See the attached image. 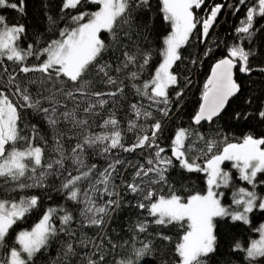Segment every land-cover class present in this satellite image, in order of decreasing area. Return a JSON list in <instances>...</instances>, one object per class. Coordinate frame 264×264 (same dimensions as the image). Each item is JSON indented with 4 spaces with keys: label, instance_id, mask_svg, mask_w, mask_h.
<instances>
[{
    "label": "snow or ice",
    "instance_id": "snow-or-ice-1",
    "mask_svg": "<svg viewBox=\"0 0 264 264\" xmlns=\"http://www.w3.org/2000/svg\"><path fill=\"white\" fill-rule=\"evenodd\" d=\"M87 2L98 5V9L70 16L71 23L59 32V38L50 40L41 48H34L33 44L22 47V37L27 35L25 25L8 24L6 17L0 15V178L6 185L14 184L5 192L42 188L48 177H59L58 191L79 206L81 218L74 228L72 225L77 218L71 210L64 206L47 207L39 222L30 230L15 234V245H11L10 230L18 221L26 219L41 207L42 197L23 195L19 199L0 198V250L3 252L0 264H34L38 254L61 233L67 240L55 264H70L71 259L77 256H80L81 264H102L105 259L104 237L101 236L98 243L82 229L103 228L120 207L121 197L115 180L122 175L120 169L125 166H131L135 171L131 182L121 180V184L138 197L135 206L146 210L147 216L152 218L138 221L135 230L147 233L150 224L164 227L179 225L185 231L175 245L178 264H208L207 258L218 250V218L250 224V214L264 210V196L255 191L257 176L264 173V136L246 134L239 142H225L222 149L214 151L217 146L215 140H205L202 133L180 127L170 138L171 154L168 155L160 143L163 133L161 120L152 124L147 121L153 118V111L149 109L158 111L163 117L169 116L172 107L170 89L179 83L178 75L172 69L181 60L180 50L187 44L198 23L202 24V35L207 38L224 5L216 4L206 18L198 20L193 8H200L204 0H161L163 19L170 23L171 32L164 40L162 60L154 72L142 82L129 85L140 100L129 106L135 118L128 121L127 131L136 135L133 142L126 145L115 111L119 104L116 98L124 96V82L110 75L112 66L102 62V59L105 52L118 45L123 59L115 71L136 65L139 60L138 71L128 76L131 81L139 79L150 63L151 53L141 51L137 40L133 39L135 33H131L130 29L137 10L149 8L150 0ZM245 2L239 0L240 4ZM81 3L82 0H64L62 10L75 9ZM23 4L24 0H19V3L0 0V7H10L20 13L24 12ZM256 17H264V0H257L247 8L245 19L235 29L237 40L228 48L227 54L213 65L203 86L199 108L192 117L195 125L219 119L230 99L241 91L234 71L238 64L241 73L250 74L253 71L249 61L254 53L244 46V42L251 41L254 35ZM124 25H129V30L123 31L121 36L118 29H123ZM101 31L110 34L114 45L100 38ZM124 39L129 43L124 44ZM210 51H206L205 55ZM30 57L38 63H28ZM6 61L12 62L13 66L10 67ZM259 71L264 72V68ZM91 73L100 77L101 83L110 86L109 90H93V81L86 79ZM66 82H71L73 87L66 88ZM182 95L183 89L175 93L177 99ZM144 100L148 101L147 106ZM106 108L107 116L101 124L103 130L96 132L93 130V118L100 115L97 109ZM21 109H30L52 129L51 144L37 125L21 126ZM250 115L236 112L234 118L246 120ZM258 115L264 119V110H260ZM141 120L145 123H138ZM61 121L70 127L61 130L58 127ZM193 139L205 140L206 150L200 149V155H189L192 144L186 146V142ZM65 142H68V148H65ZM21 143L23 147H18ZM89 149L105 158V167L98 169L96 164L86 163ZM117 149L129 154L139 149L149 154L144 157V163L118 157L109 159L113 150ZM201 156L203 164L197 162ZM225 161L232 162L240 179L252 185V190L241 187L234 191L231 205L221 202L224 193L218 191L221 187H228L232 179L230 173L222 168ZM176 164L187 172L205 173L206 193L178 194V190L168 184V172ZM159 184L168 185L167 195L159 194L154 187ZM104 196L109 199L103 200ZM98 200L101 202L98 203ZM256 231L260 233L259 239L251 240L247 247L236 241L231 248L233 253H244L243 259L247 264H256L259 258H264V224ZM158 236L165 241L171 239L162 233ZM132 240V254L115 264H138L150 251L151 240L141 241L140 247H136L137 236L134 235ZM89 247V252L82 255L78 252V249ZM115 247L113 245V249ZM97 253L98 258H94Z\"/></svg>",
    "mask_w": 264,
    "mask_h": 264
},
{
    "label": "trees",
    "instance_id": "trees-1",
    "mask_svg": "<svg viewBox=\"0 0 264 264\" xmlns=\"http://www.w3.org/2000/svg\"><path fill=\"white\" fill-rule=\"evenodd\" d=\"M9 2L19 3V0H9ZM63 2L64 0H24L23 13L10 7H0V12L5 15L8 24L25 25L27 35L22 37V47L33 44L34 48H41L46 46L50 40L59 38V32L71 23L70 16L76 15L84 10L95 11L98 9V5L88 3L87 0H82L81 5H78L77 8L62 10ZM215 2L223 4L224 7L223 13H221L213 27L212 34L202 43L201 24L198 23L189 41L180 50L181 60L177 61L173 66L172 70L178 75L179 83L170 89L172 107L169 116L163 117L158 111L149 109L153 111V118H150L147 123L152 124L155 120H161L163 124L160 143L161 146L166 148V154L168 155L171 154L170 138L174 136L175 131L180 127L192 128L194 131L200 129L204 132L200 133L204 135L205 140H215L217 142L214 151L222 149L225 142H239L246 134H252L255 137L264 136V119H261L258 115L260 110H264V72L259 71L260 68H264V17H257L255 19L254 35L251 41L244 42V46L250 48L254 53L250 57L249 65L250 68L256 71L250 74L241 73L238 64L236 68V79L241 84V91L230 101L221 117L212 124L210 123V125L203 123L198 128L192 122V117L199 108L203 86L210 75L213 64L223 58L228 48L237 40L238 34L235 29L241 25V21L246 17V12L241 8L244 4H240L239 0H216ZM216 3L213 4L212 0H205L203 7L198 9L193 8L195 17L198 20H203L206 11L209 12L211 7ZM135 17L130 29L131 33H135L133 39L137 40L138 47L141 51L146 50L151 53L150 63L140 74L137 81H131L128 76L129 73L138 71V65L141 61L138 60L136 65H129L127 68H122L119 72L115 71L119 61L123 59L122 50L118 45H114L108 32L101 31L100 33V38L105 43L114 45L109 51L103 54L102 62H107L112 66L110 75L116 77L118 80H122L125 86L124 96L116 98L119 104L115 111L117 119L120 121V128L124 135V143L126 145L133 142L136 135L135 132L127 131L128 121L135 118L129 106L140 100L135 94L134 89L129 85L133 82H142L154 72L162 60L164 40L171 32L170 23L163 19L161 0H150V7L138 9ZM86 20L87 17H85ZM127 30H129V25H124L123 29H118V32L122 36L123 31ZM145 36L147 37L146 39H144ZM123 43L128 44L129 41L124 39ZM209 49L211 51L208 55H205V52ZM6 63L10 67L13 66L12 62L6 61ZM28 63H38V61L30 57ZM86 79L93 81V90L108 91L110 88V86L101 83V78L96 76L95 73H91ZM187 81H190V83H187ZM65 87L72 88L73 85L71 82H66ZM180 89H183V95L177 99L175 93L180 91ZM143 103L147 106L148 101L144 100ZM68 107H71V105H68ZM63 110L62 108L61 111ZM97 111L100 112V115L93 118V130L100 132L103 130L101 124L107 116L108 108L104 110L97 109ZM236 112L250 113L251 115L246 120H237L234 118ZM21 116L22 127L25 125H37L41 130V134L51 144L53 131L42 118L38 117L30 109H21ZM138 123H145V121L141 120ZM58 127L63 130L65 127H70V125H66L64 121H61ZM27 130L26 128L25 131ZM225 137L227 141H225ZM205 140L193 139L187 141L186 146L189 143L192 144V150L189 155L197 156L200 155V149L206 150ZM18 147H23V144H19ZM68 147V142H65V148ZM148 154V151L142 152L139 149L131 154L117 149L113 150L109 159L118 157L123 160L144 163V157ZM45 156H48L47 149L45 150ZM197 162L203 164V156ZM86 163L89 165L96 164L98 169L106 166L105 158L94 154L91 149L88 150ZM222 168L228 171L232 177L229 186L223 187V191L225 192L223 203L225 205H231L232 193L234 191L241 187L252 190V185L240 179L238 170L232 167V162L225 161ZM120 170L122 175L115 180L118 186L117 191L121 197L120 207L112 214L103 228L84 227L82 229L83 232L95 239L98 243L101 236L104 237L105 259L102 264H115L117 260L131 255L132 238L134 235L137 236L136 247L141 246V241H152L150 251L138 264H178L175 245L184 234L185 228L176 224L168 225L167 227L150 224L147 233H138L135 230L136 223L145 218L149 220L152 218L147 216L146 210H141L135 206L138 197L130 193L126 186L121 184V180L131 182L135 169L131 166H125ZM261 181H264V173L258 174L255 188V191L259 195L264 196V183H260ZM168 184L177 189L178 194L182 196L196 192L204 194L207 191L205 173L187 172L180 169L178 164L169 170ZM9 187H14V184L6 185L4 184L3 178H0V198L19 199L23 195H39L42 197L41 207L34 210L26 219L18 221L13 226V229L10 230L9 239L11 240V245H15V234L21 230L31 229L39 221L43 210L47 207L64 206L71 210L77 218L72 225L74 228L81 221L79 217V206L68 201L65 198V194L58 191L60 187L59 177H48L45 186L42 188L5 192V189ZM154 187L157 188L159 194L167 195L169 192L168 185L166 184H159ZM102 199L106 201L109 197L104 196ZM99 202L101 201L98 200ZM250 220V224H243L242 222L217 219L216 234L218 238V250L216 254L207 258L208 264H247L243 259L244 253H233L231 248L236 241L247 246L252 239L257 237L258 231L256 229L264 222V210L254 211L250 214ZM57 224H59L58 221ZM158 233L169 236L171 239L168 241L160 239ZM66 240L67 237L62 233L52 239L49 246L45 250H42V253L38 254V258L35 259L34 264H55L62 252V245ZM113 245H116L115 249H113ZM89 251H91L90 247L78 249L80 255ZM0 255H3L2 250L0 251ZM98 256L99 253L94 258H98ZM70 264H81L80 256L73 257ZM256 264H264V258H259Z\"/></svg>",
    "mask_w": 264,
    "mask_h": 264
},
{
    "label": "bare ground",
    "instance_id": "bare-ground-1",
    "mask_svg": "<svg viewBox=\"0 0 264 264\" xmlns=\"http://www.w3.org/2000/svg\"><path fill=\"white\" fill-rule=\"evenodd\" d=\"M215 1H216V0H212V3H213V4L216 3ZM255 3H257V0H247L246 3H245L244 5L241 6V8L244 9V12H247V8H248V7H251V6H252L253 4H255ZM204 4H205V0H204ZM204 4H203L201 7H203ZM216 4H220V3H216ZM216 4H215V5H216ZM215 5H213V6L211 7V9H212ZM210 11H211V10H210ZM210 11H209V12L206 11V15H205L204 18H206V17L208 16V14L210 13ZM221 13H223V10H222ZM221 13H220L219 16H218V19H219ZM256 18H257V17H256ZM218 19H217V20H218ZM212 32H213V28H212L211 31H209L207 37H209V36L212 34ZM201 36H202V43H203V39H204V37H203V35H202V24H201ZM205 39H206V38H205ZM226 54H227V52H226ZM226 54H225V55H226ZM213 65H214V64H213ZM212 67H213V66H212ZM249 67H250V65H249ZM211 69H212V68H211ZM238 94H239V93H238ZM238 94H237V95H238ZM237 95H236V96H237ZM236 96H235V97H236ZM235 97H233V98H235ZM233 98H231L230 101H231ZM230 101H229V103H230ZM200 103H201V100H200ZM228 105H229V104H228ZM227 107H228V106H227ZM226 109H227V108H226ZM226 109H225V110H226ZM215 121H216V120H214V122H215ZM203 123H206V122H202L201 124H203ZM212 123H213V122H212ZM212 123H211V124H212ZM193 124H194V123H193ZM207 124L210 125V123H207ZM194 125H195V124H194ZM195 126L198 128V127H200L201 125H195ZM209 128H211V127H209ZM197 132H202V131L199 129ZM202 133H204V132H202ZM258 236H259V233H258L257 237H258ZM257 237H255L254 239H256ZM254 239H252V240H254ZM249 243H250V242H249ZM248 245H249V244H248ZM248 245H247V246H248ZM247 246H245V247H247Z\"/></svg>",
    "mask_w": 264,
    "mask_h": 264
},
{
    "label": "rangeland",
    "instance_id": "rangeland-1",
    "mask_svg": "<svg viewBox=\"0 0 264 264\" xmlns=\"http://www.w3.org/2000/svg\"><path fill=\"white\" fill-rule=\"evenodd\" d=\"M0 15H3L1 12H0ZM5 16V15H4ZM10 147V146H9ZM218 191H220V192H223L224 193V195H225V192L223 191V187H221L220 189H218ZM223 198H224V196H223ZM223 198H222V200H221V202L223 203ZM224 204V203H223ZM39 222V221H38ZM37 222V223H38ZM262 224H264V222L263 223H261L260 225H259V227L262 225ZM258 227V228H259ZM30 230V229H29ZM259 233V232H258ZM259 236H260V233H259ZM259 236L256 238V239H259ZM256 239H254V240H256ZM1 251V250H0Z\"/></svg>",
    "mask_w": 264,
    "mask_h": 264
},
{
    "label": "water",
    "instance_id": "water-1",
    "mask_svg": "<svg viewBox=\"0 0 264 264\" xmlns=\"http://www.w3.org/2000/svg\"><path fill=\"white\" fill-rule=\"evenodd\" d=\"M222 10H223V8L221 9V12H222ZM221 12H220V13H221ZM220 13H219V14H220ZM219 14H218V16H219ZM218 16H217V18H216V21H217V19H218ZM216 21L214 22V24L212 25V27L209 29V31L212 30V28L214 27ZM204 41H205V38L203 39V43H204ZM215 63H216V62H215ZM215 63H214V64H215ZM237 66H238V65H237ZM211 70H212V69H211ZM234 71H235V76H236V69H235ZM253 71H256V70H253ZM253 71H252V72H253ZM252 72H251V73H252ZM210 74H211V71H210ZM7 147H8V146H7Z\"/></svg>",
    "mask_w": 264,
    "mask_h": 264
},
{
    "label": "clouds",
    "instance_id": "clouds-1",
    "mask_svg": "<svg viewBox=\"0 0 264 264\" xmlns=\"http://www.w3.org/2000/svg\"><path fill=\"white\" fill-rule=\"evenodd\" d=\"M9 147V146H8Z\"/></svg>",
    "mask_w": 264,
    "mask_h": 264
}]
</instances>
